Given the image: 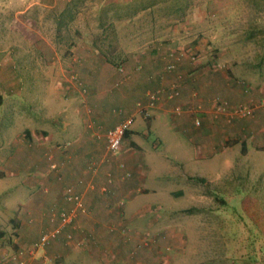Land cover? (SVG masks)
Segmentation results:
<instances>
[{
  "label": "crops",
  "instance_id": "crops-1",
  "mask_svg": "<svg viewBox=\"0 0 264 264\" xmlns=\"http://www.w3.org/2000/svg\"><path fill=\"white\" fill-rule=\"evenodd\" d=\"M119 1L99 0V15L101 7ZM72 3L73 0H0L1 23L5 17L13 30V37L21 41L17 53L22 55L23 70L33 74V86L37 81L42 82V71L55 69L58 72L71 66V59L68 66V63L63 64L64 61L51 62L47 58L55 59L57 55L52 40L57 35L59 15L65 6ZM100 17L105 21L103 16ZM135 19L136 16L129 15L127 20L134 22ZM94 35H88L83 52L78 54L80 62L76 64L82 71L94 72L93 77L83 75L82 83L88 90L86 94L80 92L81 97L77 100L71 90L67 91L71 85L62 87L59 84L62 78L52 84L51 93L59 110L54 107L53 112L39 115L42 122L39 126L42 127L31 135L24 132L22 139L20 133L17 134L13 149L24 148L28 141V145H33L38 152L39 157L33 161L34 192L30 204L34 207V214L41 215L47 224L53 211L71 208L73 204L64 199V189L72 186L80 195L85 211H77L72 223L64 230L74 231L76 239L82 243V252L90 258L113 264L123 259L120 252L129 245L148 250L154 246L158 236L167 250L177 247L174 241L180 240V246L184 239H195L192 232L209 229V224L214 222L209 210L219 208V204L227 205L222 192H228L230 182L236 185L243 180L244 172L240 173L238 169H243L245 162L237 161L239 157L236 161L230 159L229 150L239 145L240 153L245 155L250 148L264 144V126L257 127L258 133L252 129L255 121H259L262 106L258 114L249 118L250 121L237 115L229 120L227 114L218 113L217 99L232 107L245 102V90L236 84L234 68H222L219 64L202 66L185 59L178 63L175 73H169L165 70L166 48L158 47L127 55L129 61L126 64L131 76L127 87L121 91L123 85L115 88L119 74L116 71L112 75L110 71L112 64L108 55L111 53L95 47L94 39L101 40L107 33L100 30L99 36ZM4 36L2 33L1 38ZM21 48L28 57V63ZM140 66L142 69L136 71ZM176 73L182 74L176 83L179 94L173 98H168L167 93L162 94L151 110V117L141 120L140 128L137 125L136 128L131 127L129 137L125 138L131 145L124 143L117 155L108 154V129L133 114L135 103L144 99L146 91L159 87L169 91L176 81ZM7 81L0 75V86L9 85ZM63 82L67 81L64 79ZM112 82L114 87H111ZM5 92L0 87V102L9 100L10 96ZM19 100L18 104L23 105ZM248 100L251 99L247 95ZM42 101H39V110H43ZM175 106H180L182 111L175 113ZM23 108L20 106L16 111L21 114L20 118L25 116L24 105ZM196 120L200 121L199 125L195 124ZM151 127L160 138L159 142L152 145L139 142L138 139L147 137ZM169 132L182 134L185 137L183 142L187 144H177L175 140L171 143ZM160 142L172 154V163L167 157L161 160L157 155L155 148ZM6 144L9 142L1 139L0 150ZM46 151L55 152L54 158L62 166L61 181L55 180L52 171L48 170L44 157ZM8 161L9 164L2 165L6 164L10 169L11 160ZM25 167L24 162L18 160L14 173L19 174ZM25 182L24 179L22 184ZM9 186L0 189V198L5 200L1 202L2 206L5 202L8 204ZM167 197L179 200L167 212L160 213L164 210L161 202ZM240 199V208L245 209V198L241 196ZM180 200H184L183 205L177 204ZM144 217V224H139ZM58 222L57 219L56 224ZM129 223H137L141 228L127 227ZM151 231L153 234L157 232L156 235H150ZM120 232L131 233L123 237ZM76 246L72 245L71 249L59 255L67 257L73 254L71 252ZM165 249L161 248L162 251Z\"/></svg>",
  "mask_w": 264,
  "mask_h": 264
},
{
  "label": "rangeland",
  "instance_id": "rangeland-1",
  "mask_svg": "<svg viewBox=\"0 0 264 264\" xmlns=\"http://www.w3.org/2000/svg\"><path fill=\"white\" fill-rule=\"evenodd\" d=\"M98 1L73 0L72 5L65 6L59 15L57 35L52 40L57 55L55 59H47L57 63L64 61L63 64L68 63V66V60L71 59V66L58 72L55 69L42 71V82L37 81L36 86H33V74L23 70L22 55L17 53L21 41L11 34L13 30L6 18L3 17L2 23L0 19V48H4L0 50V75L9 84L0 87L10 96L7 102H0V140L9 142L0 150V189L8 184L11 188L8 204L5 202L2 206L1 202L5 200L0 198V264H112L94 260L83 253L82 243L70 230L59 233L43 248H36L35 243L40 234L56 224L57 213L61 209L50 214L47 224L41 215L34 214V207L30 204L34 192L33 161L39 157L38 152L33 145H28V141L24 148L13 149L17 134L20 133L22 139L25 128L29 129L30 135L35 129L41 128L39 115L53 112L58 105L51 93L52 84L55 85L62 78L59 84L62 87L71 85L67 91L71 90L73 97H78L77 100L81 97L80 92L84 95L88 91L82 83L83 75L93 77L94 72L82 71L76 64L80 62L78 54L83 52L89 34L99 36L100 30L107 33L101 40L94 39L95 47L99 51L111 53L108 55V61L112 64L110 71L112 75L116 71L119 74L115 88L123 85L121 91L127 87V80L131 76L126 64L129 61L127 55L158 47L166 48L165 57L170 52L183 53L179 63L186 59L202 66L219 64L222 68H234L236 84L245 90V102L241 101L240 106L250 110L249 113L245 112V119L250 121L249 118L258 114L262 106L259 121H255L252 129L257 131L258 126H264V0H121L101 7L100 15L105 21L100 20ZM129 15L136 16L134 22L127 20ZM2 33L5 38H1ZM25 54L24 60L28 63ZM191 57H194V61ZM118 65L124 67L123 71L118 70ZM141 69L142 66L136 71ZM64 79L67 82H63ZM111 87H114L113 82ZM246 94L251 100L246 101ZM40 99L43 100V110H39ZM18 100L25 106L23 118L16 112L20 106L24 110ZM222 106L226 108L225 104ZM141 120L143 118L136 115L131 127L136 128L137 125L140 128ZM148 131L147 137L138 141L149 145L159 142L154 128ZM168 135L171 143L175 140L177 144H187L183 142L185 137L182 134L169 132ZM127 142L124 140L123 145ZM128 145L131 143L128 142ZM255 147L249 146L250 150L245 151V155L240 153L239 145L229 150L230 159L236 161L239 157L237 161L245 162V167L238 169L240 173L244 172L243 180L236 185L230 182L228 192H222L221 196L225 197L227 205L219 204V208L209 210L214 219L209 229L192 232L195 239H184L180 246V240L174 241L177 247L172 249L166 250L158 236L154 246L148 250L129 245L120 252L123 259L113 264H264V144ZM155 151L161 160L167 157L169 163L173 162L172 154L165 150L161 142ZM44 153L47 168L52 171L54 179L59 175L63 177L62 166L54 158L55 152ZM8 159L11 160L10 169L6 165L9 164ZM18 160L26 165L19 174L14 173ZM51 162L56 164L55 168L51 167ZM24 179L26 182L22 184ZM241 196L245 198V209L240 208ZM177 200L167 197L161 202L164 210H160V213L167 212ZM183 202L180 200L177 204L183 205ZM145 217L139 220V224H144ZM127 227L140 225L129 223ZM152 232H149L150 235ZM130 233L120 232L123 237ZM72 245H77L71 252L73 254L67 257L59 255L71 249ZM127 254L128 258H125Z\"/></svg>",
  "mask_w": 264,
  "mask_h": 264
},
{
  "label": "built area",
  "instance_id": "built-area-1",
  "mask_svg": "<svg viewBox=\"0 0 264 264\" xmlns=\"http://www.w3.org/2000/svg\"><path fill=\"white\" fill-rule=\"evenodd\" d=\"M183 53L180 51L178 52H170L168 56H166V62H165V70L169 73H175L177 70V65L182 59ZM191 59L194 61V57H191ZM124 67L122 65H118V70L123 71ZM181 73H176L175 80L169 91L166 92V90L162 87L148 90L145 93V97L142 100H139L135 103V112L121 121L117 122L113 127L108 129L106 133V150L108 154L110 155H117L122 146L123 142L125 140V134L127 131L131 129V125L133 124L136 115H140L143 119H148L152 115V109L155 107L156 102L161 98L162 94L167 93L168 98L176 97L179 92L177 90L176 83L177 81H180ZM222 104L226 105V108L222 106ZM216 109L218 113H225L229 117V120L233 117V115L237 116H245V112L249 113L250 110L247 109L245 106H237L234 108H230V106L223 102L221 103L220 100H216ZM182 111V108L180 106L174 107L175 113H180ZM196 125L200 124L199 120H196ZM51 167L55 168L56 164L54 162H51ZM62 176H57V181H61ZM64 199L67 203L73 204V206L69 209L63 208L57 213V219L59 220L58 224L50 227L49 229H46L43 231L37 242L35 243L36 248H43L45 245L49 244L59 233L64 231V228L68 227L72 221L74 220V217L76 216L77 211L84 212L85 207L84 203L78 195L74 188L70 185L66 186L64 189ZM70 238V234L68 235Z\"/></svg>",
  "mask_w": 264,
  "mask_h": 264
},
{
  "label": "trees",
  "instance_id": "trees-1",
  "mask_svg": "<svg viewBox=\"0 0 264 264\" xmlns=\"http://www.w3.org/2000/svg\"><path fill=\"white\" fill-rule=\"evenodd\" d=\"M24 132H25V134H27V135L30 133V131H29L28 128H25ZM129 133H130V130L126 132V134H125V138L129 137ZM242 149H243V148H242ZM243 151H244V149H243Z\"/></svg>",
  "mask_w": 264,
  "mask_h": 264
}]
</instances>
